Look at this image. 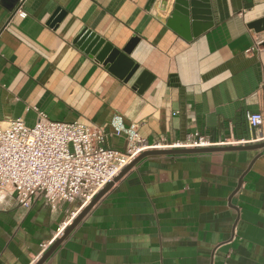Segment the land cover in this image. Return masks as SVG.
<instances>
[{"label":"crops","instance_id":"crops-1","mask_svg":"<svg viewBox=\"0 0 264 264\" xmlns=\"http://www.w3.org/2000/svg\"><path fill=\"white\" fill-rule=\"evenodd\" d=\"M150 2L20 0L11 11L0 0V125H33L40 110L108 132L120 114L149 142L248 136L247 111L264 118V32L249 27L264 0H207L211 20L191 39L169 25L176 0ZM84 30L133 60L134 76L121 79L79 46ZM143 72L153 81L139 92ZM108 145L124 150L125 135ZM73 207L38 197L27 209L0 192V264H36ZM44 264H264V147L146 156Z\"/></svg>","mask_w":264,"mask_h":264},{"label":"built area","instance_id":"built-area-1","mask_svg":"<svg viewBox=\"0 0 264 264\" xmlns=\"http://www.w3.org/2000/svg\"><path fill=\"white\" fill-rule=\"evenodd\" d=\"M17 11L21 17L27 16L21 6ZM263 41H257V46L262 47ZM37 112L38 118L33 125L22 118L0 125V192L12 194L17 203L27 209L38 197H43L52 208L61 201L74 205L52 239L41 245L39 258L62 237L94 198L142 153L264 142V118L259 112L247 111L249 134L245 137L231 136L213 141L196 131L182 140L167 141L159 137L153 142L140 134L138 123L126 126L120 114L113 116V131L108 132L93 123L57 121L43 111ZM114 134L125 135L124 150L108 145L109 137Z\"/></svg>","mask_w":264,"mask_h":264},{"label":"water","instance_id":"water-1","mask_svg":"<svg viewBox=\"0 0 264 264\" xmlns=\"http://www.w3.org/2000/svg\"><path fill=\"white\" fill-rule=\"evenodd\" d=\"M20 0H6V5L9 10L13 11ZM153 2V0H151ZM150 2V3H151ZM167 0H162L164 7ZM209 5L207 0H176L174 11L169 19V25L175 28L180 33L184 34L186 38L191 39V36H198L201 33L200 25L206 21L211 20L210 11L207 9ZM65 15L64 11L59 10L53 20V23L60 21ZM190 26L193 28V35L188 34ZM249 27L256 33L264 32V17L249 23ZM75 42L81 46L88 54L95 57L97 60L108 65L109 69L118 75L121 79L128 81L131 79L138 69L127 55L119 49L113 47L103 38L94 34L89 30H84L75 39ZM264 46V41H263ZM153 81V75L148 72H143L135 82V88L139 92H143L149 84ZM264 147V142L254 145L246 146H225V147H211V148H196V149H171V150H151L139 155L132 161L115 179L109 183L94 200L75 218L72 224L65 230L62 237L57 239L47 252L40 258L36 264H44L46 260L56 251V249L63 243L75 227L83 220V218L90 212V210L97 204L101 197L112 187L114 182L118 180L126 171L136 165L140 160L149 155H169V154H191L203 153L213 151L226 150H243V149H258ZM239 188V187H238Z\"/></svg>","mask_w":264,"mask_h":264}]
</instances>
